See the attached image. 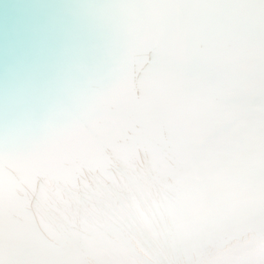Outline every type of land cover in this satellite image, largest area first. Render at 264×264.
Listing matches in <instances>:
<instances>
[{
	"label": "snow or ice",
	"instance_id": "obj_1",
	"mask_svg": "<svg viewBox=\"0 0 264 264\" xmlns=\"http://www.w3.org/2000/svg\"><path fill=\"white\" fill-rule=\"evenodd\" d=\"M119 19L126 53L116 82L42 141L0 144V264H161L264 221V0H123ZM210 121L218 127L203 135ZM69 142V154L51 151ZM6 163L15 173L7 209ZM209 168L201 184L166 182ZM53 196L83 210L82 228L48 227ZM97 211L119 227L91 226Z\"/></svg>",
	"mask_w": 264,
	"mask_h": 264
},
{
	"label": "water",
	"instance_id": "obj_2",
	"mask_svg": "<svg viewBox=\"0 0 264 264\" xmlns=\"http://www.w3.org/2000/svg\"><path fill=\"white\" fill-rule=\"evenodd\" d=\"M33 1L0 0V55L7 56L8 51L13 54L6 64H0V96L11 87L23 88L18 95L12 93L13 96L0 101L5 108L0 109V137H14L11 128L16 123L13 118L38 132L44 125L49 131L64 127L77 118L76 111L70 117L61 113L64 106L72 105L70 101L74 96L70 100L67 96L79 88H91L96 93L107 90L116 82L126 53L125 35L119 34V27L118 36H109L118 38L114 43L76 38L69 49L72 59L64 56L66 63L62 58L60 61V44L51 29L68 30L70 17L63 12V18L54 19L55 12L44 10L35 15L28 10ZM94 3L96 6L97 2ZM40 46L45 48L42 53ZM6 112L11 116L6 117ZM51 119L55 123L50 122ZM215 124L217 122H210L204 135L211 134L209 128ZM21 139L23 141L14 147L27 148L23 146L24 138ZM217 139L221 136L217 135ZM56 146L51 151L61 148ZM35 207L32 204L28 209Z\"/></svg>",
	"mask_w": 264,
	"mask_h": 264
},
{
	"label": "bare ground",
	"instance_id": "obj_3",
	"mask_svg": "<svg viewBox=\"0 0 264 264\" xmlns=\"http://www.w3.org/2000/svg\"><path fill=\"white\" fill-rule=\"evenodd\" d=\"M94 2H97L96 6ZM122 2L123 0H34L30 4V6H28V10L34 13L35 15L39 14L41 10H44V12H49V11L55 12L54 19L57 17L58 19L63 18L61 13L67 12V14L70 17V21L69 23H67L68 30L62 29L61 31L60 28L51 29V33L55 35L56 39L60 44L59 59L61 61L62 58V60L65 62L64 56H68L70 59H72V54H70L69 49L71 48V44L74 42L76 38H84L86 40H92L95 42H99L101 40L102 42H106V43H114L118 40L117 37L109 38V36H113V35L118 36L117 31L119 30V27H121V29L119 30V34L120 32L124 33L123 26L120 23V19H119L120 5ZM58 23L61 24L60 20L58 21ZM61 32L63 33L62 36H60ZM43 49L45 50V48L40 46L39 52L42 53ZM9 56L13 57L11 51L7 52V56L0 55V64H6L7 61L9 60L8 59ZM21 58L24 57L21 55ZM79 90H85V91H79ZM22 91L23 88L17 87L15 89H12L11 87L7 92H4V95L0 96V101L8 96L10 97L13 96L12 93L18 95ZM96 92L97 91H93L91 88H86V89L79 88L78 90L73 91L67 96L69 100L72 96H74V98L71 99L70 101L72 105L64 106L61 109V113L63 115H66V117H70L72 116L73 112L76 111L77 112L76 116L78 117L85 106L86 100L92 95H94ZM74 106L76 107L75 110L73 108ZM0 109H5V108H3L0 105ZM5 115L6 117H8L11 116V113L6 112ZM13 120L16 123L11 128L14 137L12 138L4 137V136L0 137V144H3L5 147L17 146L21 141H23L21 137L24 138L23 146L30 147L45 139L47 135L51 132L47 129L48 127H46L45 125L38 132L35 131V129H28L29 126L21 121H17L14 118ZM49 121L55 123L54 119H51ZM118 122H122L119 116L110 117L107 122L101 121V125L104 127H109ZM210 122L202 130L203 135L205 134V132L208 131V126ZM209 130L214 132L213 131L214 126H211ZM78 135L83 137L86 135V133H79ZM74 146L75 144L73 142L66 143L62 146L60 145V147L65 151V155L69 154L74 148ZM140 159L143 162L147 160L148 157L143 152H141ZM10 172L15 174L14 170L11 169L6 163L3 170V181H4L3 195H4L6 209L8 202V192H9L8 181H9ZM212 176L213 174L210 168L202 169L200 171L191 170L189 172H185L184 170L181 169L180 171L176 172L174 175L169 174V178H167L169 180H167L166 182L169 185H174L176 189H182L185 185L201 184ZM171 194L175 195V192H172ZM32 204L35 205V202L33 201ZM81 210L82 209H78L75 203L70 202L69 204L66 205L56 196H53L49 205L43 209L44 213L46 214V223L48 227L54 231H58L61 224L67 223L68 221L67 219L69 215H74L75 211H81ZM28 211L36 216L37 224H39L40 215L37 208L36 207L31 208L30 210L28 209ZM76 215L77 214H75V217L78 218L77 217L78 215L77 216ZM79 217L80 219H82L84 217V212L79 214ZM89 219L96 222V225L94 223H92V225L94 224L95 228L99 229L100 232L110 231L112 228L119 227V225L111 223L109 218L106 215H104L102 211H97L94 215L90 216ZM79 222L80 220L77 222V224ZM80 226L82 225L80 224ZM40 231L43 233L45 237H48V231L45 229L43 225L40 226ZM257 231L259 233L258 235H255L256 245L254 246L242 245V246L232 247L234 242L243 239L242 237L243 234H239L240 235L239 237V235L238 236L234 235L230 230L227 231L226 233L224 232L219 238L216 237L218 233H216L215 235L212 234L205 240V242L202 245L194 249L189 255H186L182 258H177L174 256L167 255L164 260L163 259L161 260V264H170V263L188 264L189 262H192V264H196V258L201 256V253L203 252L205 253L210 248L218 247L219 246L218 242L223 243V246L219 247L223 249H239L241 251L251 250L255 248L261 240H264V221L260 222Z\"/></svg>",
	"mask_w": 264,
	"mask_h": 264
},
{
	"label": "clouds",
	"instance_id": "obj_4",
	"mask_svg": "<svg viewBox=\"0 0 264 264\" xmlns=\"http://www.w3.org/2000/svg\"><path fill=\"white\" fill-rule=\"evenodd\" d=\"M196 264H264V240L247 251L210 248L196 258Z\"/></svg>",
	"mask_w": 264,
	"mask_h": 264
},
{
	"label": "rangeland",
	"instance_id": "obj_5",
	"mask_svg": "<svg viewBox=\"0 0 264 264\" xmlns=\"http://www.w3.org/2000/svg\"><path fill=\"white\" fill-rule=\"evenodd\" d=\"M214 126V130L213 131H216V129H217V127H218V122H217V124H215V125H213ZM219 136H221L220 134H218ZM168 178H169V175H168ZM167 180H169V179H167ZM83 212V210H81V211H75V214H77L76 216L78 217V218H76L75 217V214L74 215H69V217H68V221H74V220H80V224L82 225V226H80V224L78 223L77 224V222L76 221H74V223L77 225V227L78 228H82L83 227V223H82V221H83V218L82 219H80V217H79V214H81ZM68 214V213H67ZM73 216H74V218H73ZM71 217V218H70ZM72 219V220H71ZM67 221V222H68ZM89 224L91 225V226H93V227H95V225H96V222H94V221H92V220H90L89 219ZM260 220L259 219H256V220H252V221H250L249 222V224H248V222H246V223H242L241 225L239 224V225H237V226H235V227H233V228H231V229H229V230H225V231H221L220 233L218 232V234L216 235V237L217 238H219L224 232L226 233L227 231H232V233L234 234V235H236V236H238L239 234H243L242 235V237H243V239H241V240H239V241H236V242H234V244H233V246L232 247H237V246H242V245H246V246H254V245H256V236L255 235H258V231H257V229H258V226L260 225ZM92 223H94L93 225H92ZM79 225V226H78ZM258 225V226H257ZM250 229V230H249ZM252 229V230H251ZM247 231V232H246ZM246 233V234H245ZM216 234V233H215ZM214 234V235H215ZM213 235V236H214ZM239 237H240V235H239ZM218 247L217 248H219V247H222L223 246V243H221V242H218ZM204 253V252H203ZM203 253H201V255L203 254ZM166 256L167 255H165L164 257H163V260L166 258ZM171 264V263H170ZM172 264H178V263H172ZM188 264H192V262H189Z\"/></svg>",
	"mask_w": 264,
	"mask_h": 264
}]
</instances>
